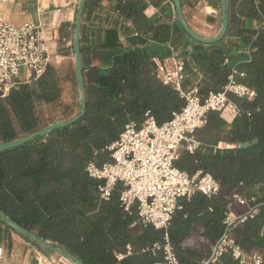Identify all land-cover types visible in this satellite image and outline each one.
<instances>
[{
	"label": "trees",
	"instance_id": "1",
	"mask_svg": "<svg viewBox=\"0 0 264 264\" xmlns=\"http://www.w3.org/2000/svg\"><path fill=\"white\" fill-rule=\"evenodd\" d=\"M134 11V6L127 4L123 14ZM148 28L154 32L152 38L136 35L143 46L141 50L124 46L116 30L107 31L103 44L89 46L83 28L86 114L46 138L0 153V213L84 264L163 261V253L154 251L153 245L164 243V232L140 223L136 205L130 212L124 211L120 201L122 185L116 187L109 201H103L100 182L86 171L91 163L102 166L111 162L108 148L120 138L128 123L141 128L146 113H150L162 125L184 106L180 93L158 79L152 59L171 56L170 40L185 32L178 22L170 25L151 20ZM228 34L244 37L252 49L249 57L242 58L240 69L258 80V89L251 101L229 96L241 111L232 124L220 114L210 113L207 124L196 133L201 148L195 153L183 152L175 164L191 175L198 170L209 173L220 185L216 196L197 193L190 199H181V208L175 212L171 226L182 227L178 218L186 214L195 216L196 222L186 224V230L169 229L170 243L180 264H201L225 233L228 214L242 215L254 205L259 206L258 214L237 224L231 236L247 254H260L264 264V0H229ZM194 45L188 57L190 63L205 67L207 78L198 87L204 99L226 86L232 70L223 66L227 51L222 44L207 45L215 47L210 57L206 45ZM190 63H185L188 77L192 73ZM67 82L76 84L72 67L64 71L62 66L50 64L41 78L20 83L1 98L0 144L71 118L76 105L62 103ZM55 107H61V113L44 115L43 108ZM219 142L251 145L216 150ZM234 195L249 203L240 205ZM133 222L140 224L131 228ZM119 255H124V259L119 261ZM219 264L238 263L227 254Z\"/></svg>",
	"mask_w": 264,
	"mask_h": 264
},
{
	"label": "built area",
	"instance_id": "2",
	"mask_svg": "<svg viewBox=\"0 0 264 264\" xmlns=\"http://www.w3.org/2000/svg\"><path fill=\"white\" fill-rule=\"evenodd\" d=\"M152 62L158 79L180 93L184 100L182 110L162 125H158L150 113H146L141 128L134 122L128 123L120 138L108 148L111 162L102 166L91 163L86 171L90 178L100 182L103 201H109L116 187L122 185L120 201L124 211L130 212L136 205L140 223L164 232V243L153 245L154 251L163 253V261L156 264H180L169 237L175 212L181 208L180 200L190 199L197 193L216 196L220 185L209 173L198 171L191 175L176 168L175 164L183 152L195 153L201 148L196 133L207 124L210 113L233 120L241 115L240 109L230 101V95L251 101L256 93L239 84L232 75L221 91L211 92L203 99L198 87L184 89L188 79L186 64L177 54L172 52L165 59L153 58ZM50 64L48 47L34 24L17 27L0 14V99L18 84L41 78ZM234 199L240 205L249 203L239 195H234ZM258 212L259 206L254 205L242 215L228 214L224 221L225 233L201 264H219L227 254L238 264H262L260 254H247L231 236L237 224L246 222ZM2 253L3 248H0V256ZM124 257L119 255L118 260ZM39 263L44 264L42 257Z\"/></svg>",
	"mask_w": 264,
	"mask_h": 264
},
{
	"label": "crops",
	"instance_id": "3",
	"mask_svg": "<svg viewBox=\"0 0 264 264\" xmlns=\"http://www.w3.org/2000/svg\"><path fill=\"white\" fill-rule=\"evenodd\" d=\"M181 1L187 23L195 33L207 39L220 34L222 30V0ZM79 2L80 0H0V14L8 23L17 27L25 23L34 24L46 42L51 64H62L74 55L75 19ZM127 4L134 6L135 11L123 14V9ZM86 5H89V0ZM151 20L170 25L178 22L173 0H92L90 7L85 9L82 29L85 30L89 46L103 44L107 31L116 30L119 40L124 46L141 50L143 46L137 42L136 35L139 33L143 37L152 38L154 32L148 28V22ZM219 43L227 51L223 66H230L232 70L228 81L233 75L239 84L249 87L256 93L258 80L240 69V65L243 63L242 58L249 57L252 53L245 38L231 36L227 31L226 36L216 44ZM170 44L174 54H177L185 63L187 61L190 63L188 56L195 49V41L187 34L180 32L170 40ZM205 49L208 50L210 57L215 47L206 45ZM190 65L192 73L184 82L186 89L199 87L207 78L203 65L193 62ZM231 96L236 98L234 95ZM223 119L229 125L234 122L229 116H224ZM235 148H239L237 144L225 142H219L215 147L216 150ZM179 222L183 223L182 227L174 224L170 230L172 229L174 232L181 228L186 230V224L191 226L196 222V218L186 214L182 219L178 218ZM137 223L139 222H133L131 228H134ZM174 236L177 237L176 233ZM0 248H3L0 264H40V257L43 258L44 264L52 263L49 253L29 242L2 221H0ZM129 250H131L130 245L127 248V251Z\"/></svg>",
	"mask_w": 264,
	"mask_h": 264
},
{
	"label": "water",
	"instance_id": "4",
	"mask_svg": "<svg viewBox=\"0 0 264 264\" xmlns=\"http://www.w3.org/2000/svg\"><path fill=\"white\" fill-rule=\"evenodd\" d=\"M88 0H80L79 7L76 14L75 19V35H74V70H75V77H76V84L79 94V108L78 112L74 117L71 119L60 121L53 123L40 131H37L33 134H30L28 136H25L21 139L11 141L8 143L0 144V153L19 148L21 146H24L30 142H33L34 140L38 138H46L51 133H53L56 130L67 128L73 124H75L77 121H79L85 114L87 110V89L85 85V74L83 70V60H82V54H81V31H82V23H83V15L85 12L86 3ZM173 3L175 5L176 9V15L178 19V23L184 30V32L195 42L201 43L204 45H213L218 42H220L227 34L228 31V25H229V0H222V30L220 34L214 38L207 39L204 37H201L197 33H195L187 23V20L185 18V15L183 13V7H182V1L181 0H173ZM253 143H257V140H254ZM251 145L250 142L246 143H239L237 144V147L239 148H247ZM0 221L5 223L10 229L27 239L29 242L35 244L39 248H41L43 251H46L48 253H54L62 258L67 259L72 264H84L79 258H77L75 255L69 253L68 251L56 246L50 241H47L38 235H36L33 232L28 231L27 229L23 228L19 224H17L15 221H13L11 218L6 216L3 213H0Z\"/></svg>",
	"mask_w": 264,
	"mask_h": 264
},
{
	"label": "rangeland",
	"instance_id": "5",
	"mask_svg": "<svg viewBox=\"0 0 264 264\" xmlns=\"http://www.w3.org/2000/svg\"><path fill=\"white\" fill-rule=\"evenodd\" d=\"M53 64L56 66H59V67L62 66L64 68V71L70 69L71 67L74 70V67H73L74 55H73V57L72 56L70 57V60L63 62L62 64H55V63H53ZM64 88H65V91L63 94L62 103L64 105H76V112L72 116V117H74L76 115V113L78 112V108H79V94H78L77 86L74 82H67L65 84ZM42 110H43L45 116L48 115V117H51L53 115H56L59 112L61 113L62 109H61V107H55V108H48V109L43 108ZM71 118H69V119H71ZM49 257H50L51 262H52L50 264H72L67 259L62 258V257H60L54 253H49Z\"/></svg>",
	"mask_w": 264,
	"mask_h": 264
}]
</instances>
